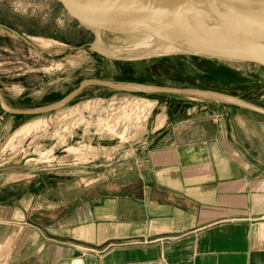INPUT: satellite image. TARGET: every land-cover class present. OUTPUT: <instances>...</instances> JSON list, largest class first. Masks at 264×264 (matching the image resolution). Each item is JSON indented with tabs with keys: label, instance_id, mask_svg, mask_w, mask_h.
<instances>
[{
	"label": "crops",
	"instance_id": "0c3cea01",
	"mask_svg": "<svg viewBox=\"0 0 264 264\" xmlns=\"http://www.w3.org/2000/svg\"><path fill=\"white\" fill-rule=\"evenodd\" d=\"M203 75L135 91L150 109L116 194L47 195L68 186L60 169L1 194L0 264H264V114L188 92L264 110V84L251 89L264 78L233 70L202 87Z\"/></svg>",
	"mask_w": 264,
	"mask_h": 264
},
{
	"label": "rangeland",
	"instance_id": "374dc122",
	"mask_svg": "<svg viewBox=\"0 0 264 264\" xmlns=\"http://www.w3.org/2000/svg\"><path fill=\"white\" fill-rule=\"evenodd\" d=\"M93 41V32L73 20L56 0H0L3 105L16 112L43 111L88 81L150 86L153 77L162 76L161 84L178 88L201 72L202 87H211L216 77L222 81L233 70L264 78L262 66L199 55L109 59L104 55L131 42L105 31L98 53ZM261 84L264 80L253 78L252 91ZM144 97L95 83L85 85L64 105L37 114L10 113L0 102V195L12 188L22 191L28 179H43L57 169L69 173L70 182L47 195L72 200L73 186L76 201L116 194V185L131 179L121 169L132 167V137L150 109Z\"/></svg>",
	"mask_w": 264,
	"mask_h": 264
},
{
	"label": "water",
	"instance_id": "95a60500",
	"mask_svg": "<svg viewBox=\"0 0 264 264\" xmlns=\"http://www.w3.org/2000/svg\"><path fill=\"white\" fill-rule=\"evenodd\" d=\"M66 13L94 34L92 48L99 53L97 45L102 42L105 31L123 35L124 30L145 32L158 38L159 44L175 48L171 52L157 53L148 57L126 58L138 60L166 55L190 54L222 61L250 63L264 67V39L250 43L242 32L250 25H264V0H56ZM121 33V34H119ZM257 38V37H255ZM199 45L203 49L195 46ZM216 51L219 55L210 54ZM104 55V54H103ZM109 59L123 60L109 55ZM125 59V58H124ZM99 83L114 89L128 91L181 90L145 85L113 86L107 83L88 81L66 100L43 110H53L68 102L85 85ZM220 97L231 102L260 111L264 110L238 99L204 91H188ZM10 113L37 114L43 111L16 112L3 105Z\"/></svg>",
	"mask_w": 264,
	"mask_h": 264
},
{
	"label": "bare ground",
	"instance_id": "6f19581e",
	"mask_svg": "<svg viewBox=\"0 0 264 264\" xmlns=\"http://www.w3.org/2000/svg\"><path fill=\"white\" fill-rule=\"evenodd\" d=\"M261 28L263 29L261 31ZM125 32L123 35V39H127L130 41V45L126 47H119L111 51V57H115L118 59H124V58H137V57H148L150 55H155L157 53H163V52H171L175 50V48L169 44H163L160 45V42L158 41V38L152 34L145 33V32H134L131 30H124ZM121 34V33H119ZM242 34L244 36H248L247 40L250 41V43H253V39H264V25L259 26V25H252L248 26ZM257 37V38H255ZM256 41V40H255ZM195 46L201 48L202 50H207L203 49L197 44H194ZM264 49V45L262 46ZM210 54H215L220 57V55L216 51H209Z\"/></svg>",
	"mask_w": 264,
	"mask_h": 264
}]
</instances>
